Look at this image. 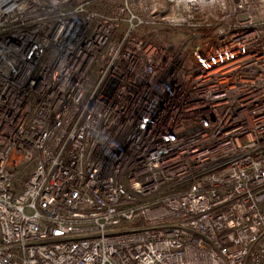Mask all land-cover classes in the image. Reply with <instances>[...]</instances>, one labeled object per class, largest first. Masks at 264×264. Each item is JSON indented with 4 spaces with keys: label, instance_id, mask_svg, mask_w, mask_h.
<instances>
[{
    "label": "built area",
    "instance_id": "built-area-1",
    "mask_svg": "<svg viewBox=\"0 0 264 264\" xmlns=\"http://www.w3.org/2000/svg\"><path fill=\"white\" fill-rule=\"evenodd\" d=\"M0 264H264V0H0Z\"/></svg>",
    "mask_w": 264,
    "mask_h": 264
}]
</instances>
